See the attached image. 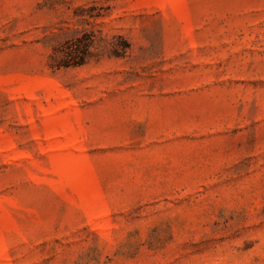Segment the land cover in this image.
Here are the masks:
<instances>
[{"label":"rangeland","instance_id":"1","mask_svg":"<svg viewBox=\"0 0 264 264\" xmlns=\"http://www.w3.org/2000/svg\"><path fill=\"white\" fill-rule=\"evenodd\" d=\"M0 264H264V0H0Z\"/></svg>","mask_w":264,"mask_h":264},{"label":"trees","instance_id":"2","mask_svg":"<svg viewBox=\"0 0 264 264\" xmlns=\"http://www.w3.org/2000/svg\"><path fill=\"white\" fill-rule=\"evenodd\" d=\"M90 47H91V42H87V43L84 44L83 51L81 52L83 54H81L79 56H76V57H74V56L72 57V60L74 61L73 65H82V64H84L85 57L88 54L87 51L89 50ZM69 57H71V56L69 55ZM67 65H70V64H67Z\"/></svg>","mask_w":264,"mask_h":264}]
</instances>
